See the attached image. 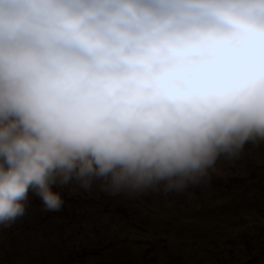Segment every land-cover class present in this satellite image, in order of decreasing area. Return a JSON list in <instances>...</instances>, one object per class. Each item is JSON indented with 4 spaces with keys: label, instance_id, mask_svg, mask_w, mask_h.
Here are the masks:
<instances>
[{
    "label": "clouds",
    "instance_id": "9594fccd",
    "mask_svg": "<svg viewBox=\"0 0 264 264\" xmlns=\"http://www.w3.org/2000/svg\"><path fill=\"white\" fill-rule=\"evenodd\" d=\"M264 144V0H0V224L60 188L182 192Z\"/></svg>",
    "mask_w": 264,
    "mask_h": 264
},
{
    "label": "rangeland",
    "instance_id": "374dc122",
    "mask_svg": "<svg viewBox=\"0 0 264 264\" xmlns=\"http://www.w3.org/2000/svg\"><path fill=\"white\" fill-rule=\"evenodd\" d=\"M182 192L60 188L44 210L0 224V264H264V144Z\"/></svg>",
    "mask_w": 264,
    "mask_h": 264
}]
</instances>
